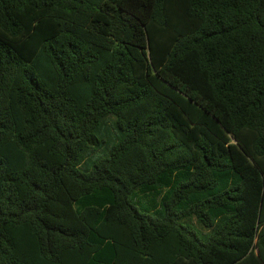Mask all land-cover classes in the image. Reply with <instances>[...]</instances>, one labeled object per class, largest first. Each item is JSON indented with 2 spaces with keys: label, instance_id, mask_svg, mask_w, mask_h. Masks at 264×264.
I'll list each match as a JSON object with an SVG mask.
<instances>
[{
  "label": "trees",
  "instance_id": "16d2710c",
  "mask_svg": "<svg viewBox=\"0 0 264 264\" xmlns=\"http://www.w3.org/2000/svg\"><path fill=\"white\" fill-rule=\"evenodd\" d=\"M0 264H264V0H0Z\"/></svg>",
  "mask_w": 264,
  "mask_h": 264
},
{
  "label": "rangeland",
  "instance_id": "374dc122",
  "mask_svg": "<svg viewBox=\"0 0 264 264\" xmlns=\"http://www.w3.org/2000/svg\"><path fill=\"white\" fill-rule=\"evenodd\" d=\"M189 226L194 228L196 231H198L199 234L201 233V230L196 227L194 222H193V224L189 223Z\"/></svg>",
  "mask_w": 264,
  "mask_h": 264
}]
</instances>
